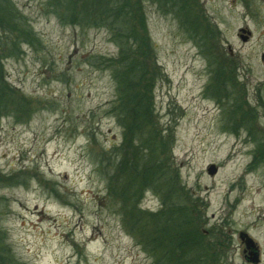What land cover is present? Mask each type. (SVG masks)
I'll return each mask as SVG.
<instances>
[{
	"label": "rangeland",
	"instance_id": "obj_1",
	"mask_svg": "<svg viewBox=\"0 0 264 264\" xmlns=\"http://www.w3.org/2000/svg\"><path fill=\"white\" fill-rule=\"evenodd\" d=\"M12 1L36 38L11 40L0 29V264H173L132 230L136 206L166 217L176 201L222 264H264V163L247 166L246 133L228 113L245 96L241 85L250 99L260 87L264 107L263 0L247 8L240 0H141L155 64L151 134L163 138L151 140L174 182L172 194L164 185L167 198L152 189L123 195L115 180L117 197L109 196L127 150L118 119L127 98L102 64L119 51L107 28L60 19L71 11L52 0ZM241 26L255 32L248 43L237 36ZM157 215L145 214L144 230L159 225ZM242 232L258 263L246 258Z\"/></svg>",
	"mask_w": 264,
	"mask_h": 264
},
{
	"label": "trees",
	"instance_id": "obj_2",
	"mask_svg": "<svg viewBox=\"0 0 264 264\" xmlns=\"http://www.w3.org/2000/svg\"><path fill=\"white\" fill-rule=\"evenodd\" d=\"M53 1L59 4L60 10L66 7L71 11V19L70 16L64 17L63 14H60V19H69V23L78 25L105 27L110 32L111 39L119 47L116 56L104 57L102 61V64H107L113 71L119 96L127 98V101L122 103L118 115L119 122L124 127L127 150L120 158L113 175L110 176L107 188L109 196L115 194L117 197L118 189L113 186L115 180L123 187V195L152 189L161 198H167L164 189L167 187L166 190L172 194L174 189L169 188V185L174 186V182L167 165L162 163L161 153L156 152V143L151 140V138L154 140L163 138L158 134H151L155 122L151 94L154 80L152 66L155 64L141 0H131L130 3L129 0H70L69 3L66 0ZM24 22L23 15L18 13L12 0H0V29L4 34H7L11 40L23 38L32 42L36 38L34 30L30 25L25 27ZM140 27L144 28L143 33ZM3 86L0 82V96L4 92ZM122 199L125 203L126 200ZM170 207L177 209V212H168L164 217V210L159 213H149L136 206L140 215L138 220H134L135 228L132 232L134 231L138 242L140 241L146 250L156 257H158L156 254L161 252L162 257L175 260L172 261L173 264H176V261L181 264H222L223 258L217 254L212 255L207 252L208 250L205 251L200 236L196 235L195 227H188L190 221L186 220L188 214L186 206L176 201ZM146 213L153 219L158 218L157 214H160L163 220H158L159 225L157 222L150 230L148 228L144 230L143 220L148 226ZM3 234L0 229V237ZM164 240L173 248L171 251L170 248L168 250L164 248ZM5 246L6 243L0 244L1 248Z\"/></svg>",
	"mask_w": 264,
	"mask_h": 264
},
{
	"label": "flooded vegetation",
	"instance_id": "obj_3",
	"mask_svg": "<svg viewBox=\"0 0 264 264\" xmlns=\"http://www.w3.org/2000/svg\"><path fill=\"white\" fill-rule=\"evenodd\" d=\"M250 0H240V2L247 8L249 6ZM260 1V0H259ZM259 10L257 13H262L264 11V0L261 3ZM263 6V7H262ZM261 18V16H260ZM263 20L260 21V25L264 23V16L262 17ZM257 30L259 26H256ZM256 31V30H255ZM258 32V39H261L264 37V29L263 31H256ZM237 36L239 37V40L244 43L250 42L255 35V32L251 29L250 26H241L238 28V31L236 32ZM231 52L233 51L232 48H230ZM264 55V48L260 52ZM242 91L244 92L245 96L243 99H241L237 104L232 103L229 108V114L233 116V113H235L236 121L235 125H237V128H241L246 133V139H245V150L244 154L246 153V156H249V161L247 163V166H255L257 161H261L264 163V158L261 159V155L264 153V140L261 139L260 131L258 135V123L260 120V110L264 107L262 106V96L259 89L260 87L254 86L253 87V93L255 94L252 99L247 95L246 91L244 90V86H242ZM232 119V118H230ZM230 122V121H229ZM254 144L255 146L250 147L251 144ZM254 168V167H253ZM248 255V252H246L245 256ZM247 257V256H246Z\"/></svg>",
	"mask_w": 264,
	"mask_h": 264
},
{
	"label": "water",
	"instance_id": "obj_4",
	"mask_svg": "<svg viewBox=\"0 0 264 264\" xmlns=\"http://www.w3.org/2000/svg\"><path fill=\"white\" fill-rule=\"evenodd\" d=\"M208 172L210 175H215L218 172V167L216 164H211L208 168ZM242 240L245 242L247 248L249 249V254L246 255L247 259L253 263H258L260 261V255L258 248L256 247L255 242L246 234H240Z\"/></svg>",
	"mask_w": 264,
	"mask_h": 264
}]
</instances>
